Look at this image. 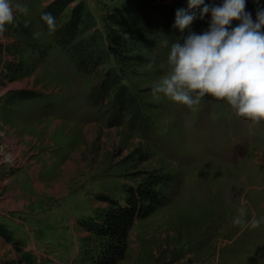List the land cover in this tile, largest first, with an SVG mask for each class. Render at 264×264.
<instances>
[{"label": "rangeland", "instance_id": "1", "mask_svg": "<svg viewBox=\"0 0 264 264\" xmlns=\"http://www.w3.org/2000/svg\"><path fill=\"white\" fill-rule=\"evenodd\" d=\"M172 1L83 0L90 26L63 46L40 22L47 0H19L28 12L17 10L0 38V264H90L87 248L100 238L82 222L153 170L172 175L174 185L164 205L134 220L117 264H264V122L210 96L188 108L152 91L169 70L161 34ZM111 30L126 37L127 57L142 60L108 52L82 66L79 41L98 33L96 45L107 48ZM107 59L138 97L140 122L134 113L111 117L112 92L91 102ZM27 111L47 120L22 133L11 118ZM53 120L59 129L50 128ZM13 145L20 147L14 162ZM242 197L245 219L258 226L231 223Z\"/></svg>", "mask_w": 264, "mask_h": 264}, {"label": "clouds", "instance_id": "2", "mask_svg": "<svg viewBox=\"0 0 264 264\" xmlns=\"http://www.w3.org/2000/svg\"><path fill=\"white\" fill-rule=\"evenodd\" d=\"M247 2L186 0L185 7L176 8L172 26L188 31L182 39L171 43L167 55L169 70L153 83L152 91L188 108L210 96L226 103L238 117L264 122V0H254L255 15L247 8ZM17 10L26 14L28 6L19 0H0V38ZM206 14V27L202 31L192 30V22ZM41 18L49 31L56 30L52 12L44 11ZM161 43L169 45L167 39ZM244 204L242 197L231 223L258 226L259 219H245Z\"/></svg>", "mask_w": 264, "mask_h": 264}, {"label": "trees", "instance_id": "3", "mask_svg": "<svg viewBox=\"0 0 264 264\" xmlns=\"http://www.w3.org/2000/svg\"><path fill=\"white\" fill-rule=\"evenodd\" d=\"M142 1L150 5L158 0ZM72 2H75V4L72 5L67 19L58 25L55 31L56 41L63 46L72 42L78 33L87 30L86 27L93 18L89 11L84 8L83 0H53L52 3L46 4L47 7H43L39 15L40 22L46 25L41 18L44 11L52 12L57 20L64 9ZM185 6L186 0H173L167 7H164L162 17H164L165 23L161 40L167 39L169 41L167 47L162 46V49L166 52L169 51L172 42L182 39L188 31V29H185L182 32L172 26L176 8ZM247 8L255 15L256 6L250 0L247 2ZM207 23L208 16L206 14L203 19H195L191 24V29L197 30L200 27H206ZM99 36L100 34L93 33L87 39L78 43L80 44L78 46V48L80 47L78 57L85 68H88L93 62L97 65L102 58V53L106 57L110 54L115 56L117 61L118 59L125 61L127 58L142 60L140 55H133L132 57L125 55L128 49L127 39L119 31L111 30L108 36L107 48H102L100 44L96 45ZM108 52L110 54H107ZM107 62L109 67L105 69L104 74L100 75L91 87L88 95L91 102L100 105L112 92L109 99L111 117L118 121V118L123 117L124 114L134 113L137 121L140 122L143 117L138 109V97L122 83V78L119 75L121 69L116 67L114 63L111 64L108 59ZM173 185L172 175L164 171L153 170L146 172L137 185L126 187L122 201L106 198L108 205L101 216L82 222L84 228L100 238V241L93 248H87L91 252L90 264H117L125 254L126 240L134 220L146 217L156 208L164 205L169 196L166 191ZM1 226L0 224V229Z\"/></svg>", "mask_w": 264, "mask_h": 264}, {"label": "bare ground", "instance_id": "4", "mask_svg": "<svg viewBox=\"0 0 264 264\" xmlns=\"http://www.w3.org/2000/svg\"><path fill=\"white\" fill-rule=\"evenodd\" d=\"M6 114H8L7 112L5 113V114H3V115H6ZM11 114V113H10ZM13 114V113H12ZM11 114V115H12ZM11 115H6V117H8V116H11ZM43 115H45V114H42V112H40V111H33V112H26V113H19V114H16V116H12V118H11V120H13L15 123L14 124H16V126H19V128H20V131L23 133V130H24V128L26 129V128H28L29 126H31V125H33V126H35V124L36 123H39V122H45L47 119H46V117L44 116V117H40V119L38 120V118H39V116H43ZM48 115V114H47ZM51 115V114H50ZM4 117V116H3ZM50 117V116H49ZM0 118H1V116H0ZM5 118V117H4ZM4 120V119H3ZM5 120H7L6 118H5ZM8 120H9V118H8ZM58 121V120H57ZM12 123V122H11ZM48 124V123H47ZM47 124H46V126H47ZM55 124H56V130L57 129H59V127H60V123H57V122H55V120H53V122L51 123V124H49V126H50V128L51 127H55ZM39 126V125H38ZM43 127V126H42ZM18 128V127H17ZM36 128V127H35ZM27 130V129H26ZM36 130V129H35ZM51 130V129H50ZM55 130V129H54ZM52 131V130H51ZM19 132V131H18ZM27 132H28V130H27ZM38 132L39 131H37V134H38ZM43 132V131H42ZM45 132H47V130L45 131ZM41 133V132H40ZM39 133V134H40ZM34 135V134H33ZM40 136V135H39ZM25 137V136H24ZM41 137V136H40ZM54 139V138H53ZM24 140V139H23ZM11 143L12 144H14V142L16 141V139L15 138H12L11 140ZM29 141V140H28ZM69 142V141H68ZM68 142H67V144H68ZM63 144H64V142H62ZM56 144V143H55ZM58 144H60V143H58ZM37 145V144H36ZM39 145H40V143H39ZM54 145V144H53ZM61 146V145H60ZM19 146L18 145H13V152H11L10 153V156H9V158L8 159H10V158H12V160L11 161H13V157H16V156H18V153H19ZM3 160V159H2ZM10 161V160H9ZM14 162V161H13ZM30 170V169H29ZM27 171V170H26Z\"/></svg>", "mask_w": 264, "mask_h": 264}]
</instances>
